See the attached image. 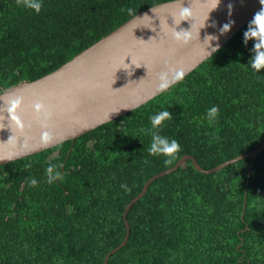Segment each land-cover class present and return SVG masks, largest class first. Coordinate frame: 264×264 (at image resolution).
<instances>
[{
    "label": "trees",
    "instance_id": "trees-1",
    "mask_svg": "<svg viewBox=\"0 0 264 264\" xmlns=\"http://www.w3.org/2000/svg\"><path fill=\"white\" fill-rule=\"evenodd\" d=\"M164 1L43 0L37 14L17 0H0V93L54 71ZM247 25L147 103L75 140L0 164V264H105L126 235V206L149 178L185 154L211 169L258 148L264 75L247 66ZM212 105L220 112L210 123L205 114ZM164 108L172 119L157 131L181 145L167 164L149 155L151 135L141 131ZM252 163L247 157L203 173L188 159L154 180L128 211L129 239L108 264H264V150L248 183ZM48 164L64 173L62 181L46 183Z\"/></svg>",
    "mask_w": 264,
    "mask_h": 264
},
{
    "label": "water",
    "instance_id": "water-1",
    "mask_svg": "<svg viewBox=\"0 0 264 264\" xmlns=\"http://www.w3.org/2000/svg\"><path fill=\"white\" fill-rule=\"evenodd\" d=\"M217 3L218 0H169L150 6L54 71L5 89L0 93V164L42 152L67 140H75L147 103L172 86L163 91L157 90L156 74L166 63L174 69L182 68V78L185 77L210 57L204 58L205 45L201 43L206 34L216 35L219 39L212 43H219L221 48L261 7L259 0H220L218 6ZM230 3L232 9L229 15ZM182 7L187 9L181 16ZM173 17L177 22L184 19L175 25L178 31L191 29V43L176 44L170 39ZM229 20L235 23L229 32L221 35L220 27ZM204 21L205 26L202 27ZM213 22L215 27L212 26ZM38 101L50 113L49 119L37 116L34 105ZM118 109V112L110 114L108 120V114ZM263 150L264 141L258 148L211 169L203 168L196 157L185 154L175 165L149 178L142 191L126 206L123 213L126 235L122 243L106 255L104 263L108 264L111 254L127 243L131 232L128 211L154 180L173 172L188 159L192 160L197 170L213 173L233 162L252 157L249 183L254 162ZM245 207L246 200L243 217Z\"/></svg>",
    "mask_w": 264,
    "mask_h": 264
},
{
    "label": "clouds",
    "instance_id": "clouds-1",
    "mask_svg": "<svg viewBox=\"0 0 264 264\" xmlns=\"http://www.w3.org/2000/svg\"><path fill=\"white\" fill-rule=\"evenodd\" d=\"M18 4H21L25 9L31 10L34 13H40L43 7V0H17ZM220 3L218 0L217 6ZM261 5L260 9L255 12L252 19L248 22L246 30L243 32V44L245 46L248 45L249 41L252 42V47L250 49L251 56L248 60L247 66L253 73L259 77L264 74H261V70L264 69V0H259ZM216 6V7H217ZM215 7V8H216ZM214 8V9H215ZM229 8V15L231 14L232 4L228 5ZM187 8L182 7L180 10V15L182 16ZM209 17V15H208ZM208 17L206 20H208ZM184 20L181 19L179 22L173 17V24L174 26H170L172 31L170 33V39L175 42L176 44H188L191 43L190 36H191V29L190 30H177L175 25H179L180 22ZM205 20V21H206ZM205 21L202 27L205 26ZM235 22L229 20V22L223 24L219 31L220 34H226L230 31L231 27ZM213 27H215V22H213ZM200 27V28H202ZM198 39H199V32H198ZM218 37L213 34H206L204 37L203 42L199 41L204 44V58L207 56H212L215 52H217L220 48L219 43L213 44V41H218ZM131 58V57H130ZM140 67V66H139ZM184 74V70L182 68L174 69L167 66L162 68L156 74L157 80V90L163 91L170 87L171 85L175 84L180 78H182ZM19 103V101H16ZM34 108L37 109V116H43L44 120L50 118V113L45 109V106L42 102H37L34 105ZM120 109L116 111H112L108 114L107 119L109 120L110 114L118 112ZM219 106L212 105L210 108L207 109L205 118L211 123L215 122L219 116ZM172 114L170 113L168 108H164L158 112L149 116V122L151 127L147 129H141L142 132L145 134L151 135V142L148 148L149 155L153 156H162L165 158L164 162L167 164L169 163L175 155L180 151L181 145L176 139H170L167 136L159 134L157 129H159L163 122L166 120H171ZM44 126V125H42ZM45 176H46V183L53 184L57 181H62L64 178V173L61 172L56 164H48L45 169ZM26 182L30 187H35L38 184V180L35 177H26ZM120 187L124 189L125 192L129 191V187L127 183H121Z\"/></svg>",
    "mask_w": 264,
    "mask_h": 264
}]
</instances>
